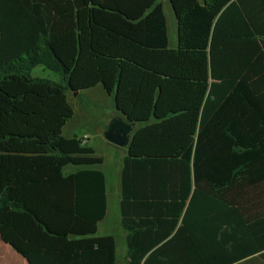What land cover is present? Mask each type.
Returning a JSON list of instances; mask_svg holds the SVG:
<instances>
[{
    "label": "trees",
    "instance_id": "obj_1",
    "mask_svg": "<svg viewBox=\"0 0 264 264\" xmlns=\"http://www.w3.org/2000/svg\"><path fill=\"white\" fill-rule=\"evenodd\" d=\"M169 2L175 48L160 0H0V239L29 264H116L103 159L62 133L68 93L97 84L139 124L128 264H264V0Z\"/></svg>",
    "mask_w": 264,
    "mask_h": 264
},
{
    "label": "crops",
    "instance_id": "obj_2",
    "mask_svg": "<svg viewBox=\"0 0 264 264\" xmlns=\"http://www.w3.org/2000/svg\"><path fill=\"white\" fill-rule=\"evenodd\" d=\"M160 1L162 3L163 11L165 13L164 1L163 0ZM166 1L171 6L169 0ZM199 1L203 4H206L211 10L212 14L216 17L221 12V10L228 4L230 0H199ZM165 17H166V25L168 32V19L166 13H165ZM172 25L174 27V24ZM177 44H178V40L176 42H171V43L168 41V45L171 48H175ZM70 93H71V98L68 95V101L73 108V116L64 125L62 133L65 127L68 125V122H70L75 117L78 118L80 116L81 118L83 117L82 118L83 122L80 127L81 128L80 130H83L81 133H78L80 132L79 129L69 127L68 132L66 134L63 133V135L66 137L78 136L79 138L80 137L86 138V142L84 143V145L91 147L94 150L95 155L100 156L103 159L100 165L94 166L92 168L102 170L105 175L107 202H108V196H109V203L111 200H114L115 195L112 193L113 190L118 193L119 210L117 212L116 211L111 212L112 210L109 211L108 207H106L105 216L98 223L96 235H105V234L113 235L115 237V242H116V247H115L116 264H128V250L125 241L127 231L122 226V215L120 211L121 171L123 166V159L125 155H127L128 148L120 147L114 143L109 142L107 139H105L103 135V132L107 129L110 120L114 116H120L121 113L117 110L114 95L107 93L101 84H97L88 89L80 90L76 95L73 92ZM94 101L102 102L104 105H107L108 102L109 110H107L104 113L102 118L98 120L96 124L90 126L88 124V122L90 121L85 116V110L83 109V106L84 104L89 105L88 103L90 102L92 104L94 103ZM137 125L139 124L137 123L135 124L133 131L135 130ZM107 147L112 148V152H110L108 155L105 154V149ZM260 148L264 149V143H262V146H260ZM259 165L262 167L261 169H259L258 175L260 176L259 177L260 180L264 181V158H260ZM79 168H84V167L73 166L71 169H69L70 171L65 172V174L74 172ZM262 191H263L262 194L264 195V188ZM117 244L121 245V258L119 261L117 260ZM0 264H29V263L23 256L17 253L9 244L4 243L0 239Z\"/></svg>",
    "mask_w": 264,
    "mask_h": 264
},
{
    "label": "rangeland",
    "instance_id": "obj_3",
    "mask_svg": "<svg viewBox=\"0 0 264 264\" xmlns=\"http://www.w3.org/2000/svg\"><path fill=\"white\" fill-rule=\"evenodd\" d=\"M164 1V5H165V13L168 19V41L171 42H176L177 41V23H176V18L174 15V12L172 11L171 6L168 4V2L166 0ZM174 24V27L173 25ZM32 74L35 76H40V77H45V78H49L52 80H59V76L54 73L51 70L45 69L44 67H42L41 65L36 66L33 71ZM68 95L71 98V93L69 92ZM89 105H85L83 106V109L85 110V116L89 119L90 122H88V124L90 126L96 124V122L98 120H100L102 118V116L104 115V113L109 110V103L107 102V105H104L102 102H97L94 101V103L91 104L88 103ZM83 118V117H82ZM81 116L75 117L74 119H72L70 122H68V125L65 127L63 133L66 134L69 130V127L72 128H76V129H81V124L83 122ZM86 124V125H88ZM83 130H80L81 133ZM110 152H112V148L111 147H107L105 149V154H109ZM73 166L72 165H67L65 166L63 169L64 173L70 171L69 169H71ZM112 193L115 195L114 196V200H111L109 203V196H108V202H107V207L108 210H112L113 211H118L119 210V202H118V193L115 192L114 190L112 191ZM112 194V195H113ZM121 258V245L117 244V260L119 261Z\"/></svg>",
    "mask_w": 264,
    "mask_h": 264
},
{
    "label": "water",
    "instance_id": "obj_4",
    "mask_svg": "<svg viewBox=\"0 0 264 264\" xmlns=\"http://www.w3.org/2000/svg\"><path fill=\"white\" fill-rule=\"evenodd\" d=\"M79 91H74L76 95ZM118 110V109H117ZM119 111V110H118ZM120 116H114L107 129L103 132L105 139L120 147H127L131 141V133L135 127L136 121H130L121 111Z\"/></svg>",
    "mask_w": 264,
    "mask_h": 264
},
{
    "label": "built area",
    "instance_id": "obj_5",
    "mask_svg": "<svg viewBox=\"0 0 264 264\" xmlns=\"http://www.w3.org/2000/svg\"><path fill=\"white\" fill-rule=\"evenodd\" d=\"M86 142V138L82 137V143L84 144Z\"/></svg>",
    "mask_w": 264,
    "mask_h": 264
}]
</instances>
